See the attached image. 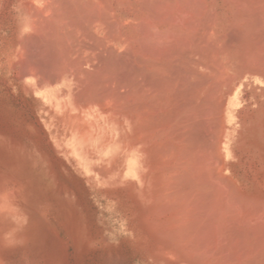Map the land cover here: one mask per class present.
<instances>
[{"label": "bare ground", "instance_id": "bare-ground-1", "mask_svg": "<svg viewBox=\"0 0 264 264\" xmlns=\"http://www.w3.org/2000/svg\"><path fill=\"white\" fill-rule=\"evenodd\" d=\"M38 1L40 22L29 5L20 19L48 58H31L35 34L19 29L14 65L29 92L75 126L66 146L77 165L83 139L104 138L84 149L95 160L111 144L119 149L107 159L114 181L136 193L137 218L161 219L159 227L142 221L156 239L153 258L264 264V0ZM23 227L9 245L4 237L17 225L0 215V264L30 243Z\"/></svg>", "mask_w": 264, "mask_h": 264}, {"label": "rangeland", "instance_id": "rangeland-1", "mask_svg": "<svg viewBox=\"0 0 264 264\" xmlns=\"http://www.w3.org/2000/svg\"><path fill=\"white\" fill-rule=\"evenodd\" d=\"M22 5L31 6V9H27L28 16L33 15L38 24L42 7L38 0H0V188L6 192L10 189L13 191V198L22 215L27 218L22 234L26 240H30V243H22L25 249L21 245L17 251L7 253L11 255L8 258V262L11 261L9 264H60V261L63 264H166L153 258L150 253L148 244L154 240L152 232L145 234L141 230L143 224L159 227L161 219L155 213L150 214L147 224L144 213L142 224L141 219L137 218L141 216L140 209L136 213L137 206L134 207L137 202L133 199L136 193L134 190L129 191L131 186L118 185L114 175L110 174L114 167L107 159L117 155L119 149H113L111 144L107 153H101L100 160H95L94 150L86 154L84 149L87 145L88 149H94V143L102 142L104 138L98 137L95 142L94 139H83L86 144L84 148L81 145L80 153L86 170L81 168L77 165V157L70 155L66 146L70 137L68 132L72 131L73 126L63 120L61 111L59 113L56 107L43 105L34 92H29V83L26 84V80L20 77L23 67H15L13 60L19 29L35 34L34 40L26 42L31 58H48L45 47L36 42L38 35L35 29L30 30L20 19V16L25 17L21 13ZM33 63L37 69V63ZM44 74L47 73L42 72L41 77ZM117 142L119 145V139ZM120 142L122 146V139ZM125 142L130 144L127 140ZM97 169L99 171L95 172ZM25 184L24 188L20 186ZM131 193H134L132 199ZM30 214L35 217L31 218ZM133 219H137L135 226H132ZM34 226L36 228H32ZM138 226L140 229L136 228ZM53 231L57 233L55 238ZM29 234L31 239L28 238ZM34 235L38 240L34 239ZM62 242L65 248H62ZM30 244H35L33 248L37 250H33ZM47 248L56 251L54 253ZM189 249L192 251L193 247ZM27 250L34 251L35 255ZM38 250L41 252L38 254L47 257L41 259L40 255L38 258ZM57 250L62 253H57ZM47 251L52 253L51 256L56 254V257L50 258V254L48 257ZM51 259L54 261L51 262Z\"/></svg>", "mask_w": 264, "mask_h": 264}, {"label": "clouds", "instance_id": "clouds-1", "mask_svg": "<svg viewBox=\"0 0 264 264\" xmlns=\"http://www.w3.org/2000/svg\"><path fill=\"white\" fill-rule=\"evenodd\" d=\"M13 199L14 198L10 191L0 193V215H11L12 222L17 225V228L13 229L12 232L4 237L5 241L9 245L16 242L13 239L16 231L27 223V218L20 214L19 209H17L13 203Z\"/></svg>", "mask_w": 264, "mask_h": 264}]
</instances>
